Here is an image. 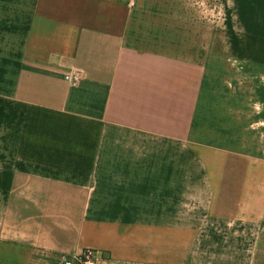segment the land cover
Masks as SVG:
<instances>
[{
	"label": "crops",
	"instance_id": "1",
	"mask_svg": "<svg viewBox=\"0 0 264 264\" xmlns=\"http://www.w3.org/2000/svg\"><path fill=\"white\" fill-rule=\"evenodd\" d=\"M263 234L264 0H0V264H258Z\"/></svg>",
	"mask_w": 264,
	"mask_h": 264
},
{
	"label": "built area",
	"instance_id": "2",
	"mask_svg": "<svg viewBox=\"0 0 264 264\" xmlns=\"http://www.w3.org/2000/svg\"><path fill=\"white\" fill-rule=\"evenodd\" d=\"M84 77V72L81 69L73 68L65 75V80L71 85H77ZM100 253L93 249H84L79 254L73 257H65L60 264H100Z\"/></svg>",
	"mask_w": 264,
	"mask_h": 264
},
{
	"label": "rangeland",
	"instance_id": "3",
	"mask_svg": "<svg viewBox=\"0 0 264 264\" xmlns=\"http://www.w3.org/2000/svg\"><path fill=\"white\" fill-rule=\"evenodd\" d=\"M263 237H264V234H263ZM258 264H264V245H262L260 249V261L258 262Z\"/></svg>",
	"mask_w": 264,
	"mask_h": 264
}]
</instances>
